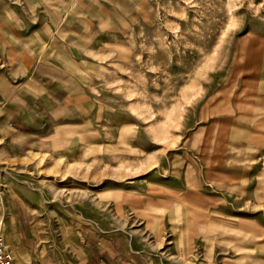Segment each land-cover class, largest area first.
I'll return each mask as SVG.
<instances>
[{"label": "rangeland", "instance_id": "obj_1", "mask_svg": "<svg viewBox=\"0 0 264 264\" xmlns=\"http://www.w3.org/2000/svg\"><path fill=\"white\" fill-rule=\"evenodd\" d=\"M0 181L144 264H264V0H0Z\"/></svg>", "mask_w": 264, "mask_h": 264}, {"label": "crops", "instance_id": "obj_2", "mask_svg": "<svg viewBox=\"0 0 264 264\" xmlns=\"http://www.w3.org/2000/svg\"><path fill=\"white\" fill-rule=\"evenodd\" d=\"M22 122L33 124L25 118ZM2 200V231L17 264H144L122 229L78 221L51 227L48 214L37 211L30 197L12 193Z\"/></svg>", "mask_w": 264, "mask_h": 264}, {"label": "built area", "instance_id": "obj_3", "mask_svg": "<svg viewBox=\"0 0 264 264\" xmlns=\"http://www.w3.org/2000/svg\"><path fill=\"white\" fill-rule=\"evenodd\" d=\"M1 189H2V184L0 181V264H17L5 241L4 233L2 231L3 203H2Z\"/></svg>", "mask_w": 264, "mask_h": 264}]
</instances>
